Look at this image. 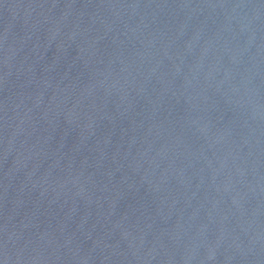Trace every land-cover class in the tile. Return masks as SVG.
<instances>
[{"label": "water", "instance_id": "1", "mask_svg": "<svg viewBox=\"0 0 264 264\" xmlns=\"http://www.w3.org/2000/svg\"><path fill=\"white\" fill-rule=\"evenodd\" d=\"M0 264H264V0H0Z\"/></svg>", "mask_w": 264, "mask_h": 264}]
</instances>
